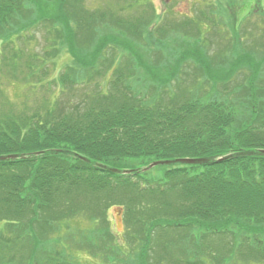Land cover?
I'll return each mask as SVG.
<instances>
[{
    "label": "trees",
    "instance_id": "trees-1",
    "mask_svg": "<svg viewBox=\"0 0 264 264\" xmlns=\"http://www.w3.org/2000/svg\"><path fill=\"white\" fill-rule=\"evenodd\" d=\"M84 1L0 0L2 45L44 31L57 51L69 46L74 64L58 78L62 88L88 86L87 67L108 47L127 51L117 66L134 63L125 75L116 70L104 74V85L93 83L95 95L83 106L48 99L42 109L4 111L0 99V264H82L78 248L110 264H264V85L256 84L264 56L234 53L213 62L200 46L181 50L186 44L176 39L178 50L160 42L162 49L141 55L131 42L154 43L162 30L150 26L158 16L150 1L101 8ZM109 24L116 36L103 33ZM122 32L131 42L120 41ZM160 50L175 53L165 76L152 63ZM187 58L197 63L193 80L164 98V85ZM24 66L16 65L19 76L39 75ZM135 68L147 77L136 90L126 83ZM155 84L161 92L144 99ZM177 158L208 161L137 170ZM132 160L140 167L128 168ZM113 205L122 210V246L107 217ZM74 218L89 224L71 239Z\"/></svg>",
    "mask_w": 264,
    "mask_h": 264
},
{
    "label": "rangeland",
    "instance_id": "rangeland-1",
    "mask_svg": "<svg viewBox=\"0 0 264 264\" xmlns=\"http://www.w3.org/2000/svg\"><path fill=\"white\" fill-rule=\"evenodd\" d=\"M107 1L112 2V0H85L84 4L89 8H101L102 6L100 5ZM148 1L151 2L158 14V16L153 17L154 20L150 26L153 25L155 29H161L162 27L160 34L156 33L157 37L154 43L149 42L150 44H148V42L143 43L139 40L131 42L129 39L130 35L127 32L120 34V41H128L136 45L137 52L141 55L146 53L148 47H156V43L160 42H168L171 44L170 48L173 50L175 46L172 42L176 39L178 45H183L184 43L187 45L181 50L187 49L186 51L189 52L191 49L200 46L203 53L211 57L213 62L216 56H219L218 58L223 60L224 56L230 57L234 53H238L239 55H243V53L251 55L252 53L255 59L258 60H261V57L264 56V0ZM131 12L124 13L121 17L127 18L133 14ZM116 27V24H109L107 28L103 29V33H111L116 36L114 32ZM181 28L186 30L187 33H184ZM165 29L166 32L163 31ZM125 33L128 36L126 41L123 40L126 37ZM32 37L33 39L23 36L20 40H13L10 44L5 45L0 43V99H6L4 111L34 110L37 107L42 109L47 106L46 101L48 99L58 100L62 104H67V107L73 106L74 104L83 106L86 104L89 95H95L93 93L96 92V86L93 83L99 84L100 82L102 85L105 84V73H110L111 75L114 71L121 70L122 74L125 75L126 71L128 72L134 68L131 65L129 66V63L134 64L131 61L126 62L128 67L125 65L117 66L120 57L124 54L125 59L128 57L127 51H119L120 49L116 51L108 47L100 53V57L93 62L92 67H87L86 71L88 76L93 80L88 86L75 89L73 88L77 86L62 88L58 78L61 73L66 71L67 67L74 64L68 49L69 46L61 45L57 51V46L50 45L48 40L45 39L44 31H34ZM77 43H81L79 39ZM79 46L84 48L83 44ZM87 49L89 48L87 47ZM52 50L57 51V53L52 54ZM169 52L158 51L159 56L152 61L153 64H156V68L161 69L163 76H165V71L168 70L167 66L176 62V59L173 57L175 53L171 56L172 51L171 53ZM152 54L155 56L156 51ZM194 61V59L190 58L181 64L178 63L175 67L176 73L171 77L169 85H164L168 87L161 92V88L155 84L151 88H148L149 91L145 94L147 96H144V99L151 98V95L155 98L160 92L165 98L167 97L163 94L165 90L171 89L170 91L179 92V85L188 86L194 78L192 69L197 68V63ZM25 63L38 70L39 75L32 76L27 74L19 76L16 65L21 66V69L22 67L25 69ZM81 65L85 66L82 63ZM262 66L264 67V62ZM107 68H110V70L106 71ZM23 69L22 72H24ZM135 69L138 72V76L135 71V75H127L126 77V83L134 86V89L135 87L139 88L144 83V80H147V77L144 76L143 69ZM243 70L247 69L244 67ZM33 71L35 73V70ZM243 74L241 72L237 76V79L242 80ZM258 74L256 84L263 83L262 85H264V68L259 70ZM144 84L146 85L147 81ZM138 167H140V160H132L131 165H128V168L132 169ZM153 172H156V170L154 169ZM107 217L109 218V226L116 237V243L122 246L123 242L121 241L123 240L124 233L122 210L118 206L113 205L108 209ZM79 219L81 218H74L72 221H69L71 229L66 235L67 238L72 235V239L76 234L74 231L79 228H84L89 224L87 220ZM101 239V237H96L94 241L97 242V245L102 244ZM86 243L90 247V242L86 241ZM96 246L94 242L91 248L94 249ZM77 250H80V248ZM77 250L74 253L78 258L77 260L82 264H110L105 261L103 255L92 256L85 250H82L80 253Z\"/></svg>",
    "mask_w": 264,
    "mask_h": 264
},
{
    "label": "water",
    "instance_id": "water-1",
    "mask_svg": "<svg viewBox=\"0 0 264 264\" xmlns=\"http://www.w3.org/2000/svg\"><path fill=\"white\" fill-rule=\"evenodd\" d=\"M230 154H227V155H224V156H220L217 159L220 160V159H224V158H227L229 157ZM6 157H3V156H0V159H5ZM208 161V158H177V159H172V160H154L152 162H150L149 164H147L146 166L144 167H141V168H138L137 170L138 171H144V170H148L150 168H152L153 166H156V165H159V164H167V163H174V162H183V163H194V162H206ZM110 170L112 171H115V172H124V173H129L133 170H120V169H114V168H111Z\"/></svg>",
    "mask_w": 264,
    "mask_h": 264
}]
</instances>
